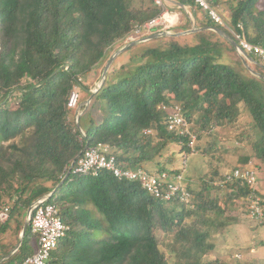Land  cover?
<instances>
[{"label":"trees","instance_id":"trees-1","mask_svg":"<svg viewBox=\"0 0 264 264\" xmlns=\"http://www.w3.org/2000/svg\"><path fill=\"white\" fill-rule=\"evenodd\" d=\"M229 1L230 25L241 24L247 40L264 48L260 0ZM159 12L152 0H0V211L11 206L9 220L0 225V260L17 246L21 210L56 189L51 199L69 231L50 264H168L161 239L175 264H223L205 261L214 250L208 242L213 224L216 233L226 224H218L215 213L207 215L221 205L217 199L202 202L203 192L191 191L189 205L162 203L107 172L69 175L58 187L85 145H109L127 169L155 164L158 171L168 170L173 158L164 152L188 139L167 130L163 106H179L190 124L198 114L191 125L197 138L247 112L257 139L243 165L249 158L264 164V79L221 64L223 49H234L211 31L191 34V43L187 37L156 38L121 54L91 101L98 119L88 111L78 121L85 135L79 141L67 107L75 88L90 90L79 79L100 68L135 26ZM206 26L218 27L211 21ZM181 150L190 152L185 144ZM217 190L226 204L249 194L244 185ZM11 220L15 243L2 240ZM31 235L28 227L18 250L0 264L33 255Z\"/></svg>","mask_w":264,"mask_h":264},{"label":"built area","instance_id":"built-area-1","mask_svg":"<svg viewBox=\"0 0 264 264\" xmlns=\"http://www.w3.org/2000/svg\"><path fill=\"white\" fill-rule=\"evenodd\" d=\"M159 14L145 22L141 26H135L131 34L127 36L125 43L140 39L153 30L159 32H169V30L177 24L178 15L170 11L164 0H152ZM203 10L208 19L215 25L222 27L231 38L238 44L239 54L244 53L253 56L264 64V48L260 45L250 43L243 32V27L238 24L236 28L229 23L212 8L206 0H187ZM78 105V93L75 88L69 96L67 107L76 110ZM163 110H167L166 127L169 132L176 133L179 137L187 138L188 149L193 150L196 141V134L193 133L191 125L184 116V112L179 106L169 109L163 106ZM78 117H76L77 119ZM77 122V120H76ZM78 139L82 142L85 137L82 130ZM149 134V130L144 131ZM182 167L177 172L170 169L164 171L155 170L154 172L147 169H127L121 167L116 155L113 153L109 145L98 143L94 146L85 145L83 151L77 156L76 160L65 172L75 177H97L101 172H107L114 178L136 183L146 195L162 203L178 202L180 204H189L191 192L188 188V181L184 177L186 168V155L183 157ZM247 164L243 168H235L222 176V179L214 183L215 187L223 188L225 185H244L249 190L246 201L249 204L248 212L251 218L264 221V206L261 205L262 199L257 194L258 181L256 172ZM68 175V176H69ZM51 194L37 199L31 205L29 214V225L31 233L35 236L34 253L26 257L19 264H50L52 253L69 231L61 217L60 208L57 203L50 198ZM10 207L4 206L0 211V224H4L9 220Z\"/></svg>","mask_w":264,"mask_h":264},{"label":"rangeland","instance_id":"rangeland-1","mask_svg":"<svg viewBox=\"0 0 264 264\" xmlns=\"http://www.w3.org/2000/svg\"><path fill=\"white\" fill-rule=\"evenodd\" d=\"M218 1L221 4V8L224 9V11L225 9L227 10V16L230 15L228 3L231 2H227V0ZM258 6L264 11V0H260ZM226 20L227 19L224 18V21ZM228 23H230V20ZM170 33H174V31L171 29ZM120 45H118L115 50L111 52L110 56L112 53L122 48L125 44L122 46ZM223 52H227L228 54L222 57L221 64L227 65L235 71L238 69L245 70L247 76L251 75L246 69H244V62L246 60H244L243 56L239 55L235 50L232 52L226 48L223 50ZM108 59L100 68L93 70L88 75L82 77V79H79L83 85L90 88L89 91L94 89L95 86L100 83L102 71ZM76 89L78 93V105L76 110L71 111L73 112L71 119H73L76 123V117L79 115L84 116V114L88 111L91 112L94 119H98L99 113L97 110L94 111V109L90 108V105L88 108H85V104L89 99V94L87 91H85L82 87H77ZM12 96L10 98H13ZM9 108L15 109L16 104L14 105V103H12L11 107L9 106ZM198 117V114L193 117L190 124L192 127L195 125V121L198 122ZM249 118L250 117L248 116L247 112H243L241 117H239L235 123L215 127L211 131L205 132L200 138H197L196 136L193 150L190 152L181 150L183 144H185L187 147L186 142H183V144L181 143L182 145L180 144L178 146L171 145L164 152L166 157L168 156L170 159L173 158V163L167 167H169L168 169H170V171L175 173L177 170L181 169L182 161L184 159L183 157L186 155V168L184 171V177L188 181V188L190 192L192 191L195 196L197 193L203 192L204 197H198L202 202H209L217 199V203L221 205L220 211L209 212L207 214H217L218 220L216 222L220 225L226 224V227H224L219 233H216L215 225L213 224V227L210 230L211 237L209 238L208 242L214 245V250L205 256V261L220 260L223 264H264V252H257V250L260 249L264 243V231L262 236L263 238H261V234L259 233V230L264 222H259L258 220L251 218V215L248 212L249 204L246 199L238 201L235 204H226L222 200H219L221 198L217 189L221 188L214 186V183L216 181L218 182V180L225 173L235 168L244 166L243 159L250 156V154L253 155L251 151V145L256 141L257 133L250 129ZM166 157H163L161 161H167L168 158ZM248 160L249 161L246 164L250 163L248 166H250L251 169H254L257 179L259 178L258 182L260 192L257 193L263 195L264 164L259 163L255 158H249ZM155 170L156 169H151L153 172ZM204 180L212 182L209 184V188H206L202 185ZM191 199L192 196L190 198L189 204L191 203ZM9 205H11V203ZM21 211L23 214L21 219L23 223H25L27 220L28 209ZM221 213L223 214L222 216ZM189 221H193V218L191 217ZM13 227L14 222L11 220L10 229L7 231V237H3L2 240L12 241V243L16 242V237L13 235ZM19 237L20 235L18 236L16 245L19 243ZM34 242V236L31 235L30 244L33 245ZM160 242V247L166 254L168 264H175L173 255L168 253L166 249V243L163 241V239H161ZM252 248L256 250L255 253L251 252Z\"/></svg>","mask_w":264,"mask_h":264},{"label":"crops","instance_id":"crops-1","mask_svg":"<svg viewBox=\"0 0 264 264\" xmlns=\"http://www.w3.org/2000/svg\"><path fill=\"white\" fill-rule=\"evenodd\" d=\"M165 3L167 4V7L170 11L176 13L178 15V22L176 25H174L171 29L174 31V33H181V32H185L186 30L184 29V26L185 25H189V30H194V32L190 33V34H185L181 37H187L185 42L186 43H191L192 42V38L190 35L191 34H194V33H199L201 31H211V32H214L213 30H210V29H204V28H211L212 26H206L208 22H210V20L208 19L206 13L201 10L198 6H195L193 3L187 1V0H170V1H166L164 0ZM216 11L217 13L224 19H227L226 21L229 22L230 20V15L227 16L228 12L227 10L225 9H222L221 8V4L220 2H216L215 0H206ZM229 0H227L228 2ZM227 22V23H228ZM214 24V23H213ZM230 24V23H229ZM215 25V24H214ZM217 26V25H216ZM214 28V27H213ZM221 30H223L225 33H227L222 27H217ZM170 29V30H171ZM169 30V32H170ZM187 30V31H189ZM153 33H161L159 31H156V30H153V32H151L150 34L148 35H151ZM215 33V32H214ZM229 35V33H227ZM146 35V36H148ZM218 35V34H217ZM144 36V37H146ZM219 36V35H218ZM230 36V35H229ZM220 37V36H219ZM231 37V36H230ZM143 38V37H142ZM160 38V37H159ZM179 38V37H178ZM156 39V38H155ZM223 39V38H222ZM215 41V39H213ZM224 40V39H223ZM152 41V40H150ZM150 41H147V42H144V43H148ZM144 43H141V44H144ZM127 44V43H125ZM139 45V44H138ZM137 46V45H136ZM225 49V48H224ZM223 49V50H224ZM238 54L239 52L237 50H235ZM226 54H228L227 52H223V56H225ZM240 55V54H239ZM245 62H244V69H246L251 75H260L259 73V70L260 71H264V64L256 59L255 57L253 56H249L247 55V57L245 58ZM248 62V63H247ZM253 64V65H251ZM250 66V67H249ZM253 66V67H251ZM253 68V69H251ZM254 68H255V71H254ZM239 73L245 75L246 72L245 70H237ZM247 76V74L245 75ZM247 166V165H246ZM244 166V167H246ZM156 165H149L146 169L147 170H151V169H156L155 168ZM241 168V167H240ZM259 180V178L257 179V181ZM263 188V187H261ZM257 192H260L259 191V182H258V189H257ZM263 192V195H264V191ZM260 197H262L263 195H260L258 194ZM23 226H24V223H23ZM23 229V228H22ZM263 231H264V224L261 226L260 230H259V233L261 234V238H263ZM22 232V231H21ZM227 232V231H226ZM21 234V233H20ZM24 238V237H23ZM264 239V238H263ZM23 241V240H22ZM22 244V243H21ZM21 246V245H20ZM17 247V246H16ZM15 247V249H16ZM14 249V250H15ZM262 249V250H261ZM13 250V251H14ZM18 250V249H17ZM253 253L256 252V250L254 248L251 249ZM12 251V252H13ZM261 251L264 252V243H263V246L260 247V249L257 250L258 253H261ZM16 252V251H15ZM6 258V257H5Z\"/></svg>","mask_w":264,"mask_h":264},{"label":"water","instance_id":"water-1","mask_svg":"<svg viewBox=\"0 0 264 264\" xmlns=\"http://www.w3.org/2000/svg\"><path fill=\"white\" fill-rule=\"evenodd\" d=\"M166 1H170V0H166ZM204 29L213 30L216 34H218L221 38H223L234 50H238L239 49L238 44L227 33H225L223 30H221V29H219L217 27H214V28L213 27H211V28H204ZM192 32H194V30H189V31L181 32V33H170V32L153 33V34L148 35L146 37L137 39L135 41L128 42L122 48H120L117 51H115L114 53H112V55L109 57L107 63L104 66V69H103L102 75H101V79H100V83L97 84L94 89H92L91 91H88V93H89V99H88V101L85 104V108H88V106L90 105L93 97L97 94V92L104 85L105 80H106V75L109 72V70H110L111 66L113 65V63L117 60V58L121 54H123L124 52H126L129 48L134 47V46H136L138 44H141V43H144V42L153 40L155 38H159V37H181V36H183L185 34H190ZM242 55H243V58L245 60V58L247 57V55L246 54H242ZM257 77L264 79V76H262V75H257ZM81 116L82 115H79L78 116L77 122H76L77 130H79V131L81 130V128H80V125L78 124V121L81 118ZM68 175H69L68 173H67V175H65L64 179L62 180V182L59 184L58 187H60L62 185V183L65 181V179L68 177ZM52 194L53 193H51V195ZM31 208H32V206H30L28 208L27 220L24 223L22 232H21L20 237H19V243H18L16 249L12 253L8 254L6 256V258L1 259L0 260V263L3 262L4 260L8 259L20 247V245L22 243V240H23V237L25 236V233H26V231H27V229L29 227V214H30Z\"/></svg>","mask_w":264,"mask_h":264},{"label":"clouds","instance_id":"clouds-1","mask_svg":"<svg viewBox=\"0 0 264 264\" xmlns=\"http://www.w3.org/2000/svg\"><path fill=\"white\" fill-rule=\"evenodd\" d=\"M237 51H240V49H238ZM242 54H244V53H241L240 55H241V56H243ZM52 193L54 194V193H55V191H54V192H52ZM50 194H51V193H50ZM53 194H52V196H53ZM52 196H51V197H52ZM51 197H50V198H51ZM60 213H61V212H60ZM29 227H30V225H29Z\"/></svg>","mask_w":264,"mask_h":264}]
</instances>
